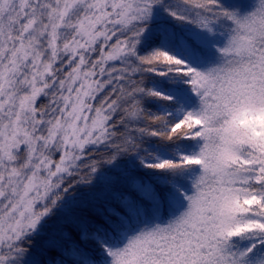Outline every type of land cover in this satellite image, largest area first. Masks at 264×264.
<instances>
[{
    "label": "snow or ice",
    "instance_id": "snow-or-ice-1",
    "mask_svg": "<svg viewBox=\"0 0 264 264\" xmlns=\"http://www.w3.org/2000/svg\"><path fill=\"white\" fill-rule=\"evenodd\" d=\"M0 264H264V0H0Z\"/></svg>",
    "mask_w": 264,
    "mask_h": 264
}]
</instances>
